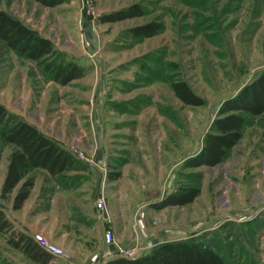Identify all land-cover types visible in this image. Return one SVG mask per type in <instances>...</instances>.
Here are the masks:
<instances>
[{"label":"rangeland","instance_id":"rangeland-1","mask_svg":"<svg viewBox=\"0 0 264 264\" xmlns=\"http://www.w3.org/2000/svg\"><path fill=\"white\" fill-rule=\"evenodd\" d=\"M133 4L142 15L101 20ZM0 9L52 40L59 57L84 68L81 77L61 85L0 40V103L77 159L74 170L58 177L30 171L33 186L19 210L11 206L19 185L0 197L10 221L61 239L65 256L50 264L90 259L104 230L92 215L97 189L109 195L100 197L105 206L123 215L121 242L113 232L111 243L118 252L136 248L126 244L134 213L148 227L184 228L174 236L204 241L229 264H264V196L257 187L264 172V113L251 118L241 143L221 163L184 166L201 147L220 103L264 69V0H66L54 7L0 0ZM147 23L159 27L154 35L131 33ZM176 81L186 82L204 103H184ZM0 148L1 163L12 147ZM114 174L117 179L109 181ZM188 184L200 187L192 202L152 206ZM11 223L0 234V264H38L6 241L20 231Z\"/></svg>","mask_w":264,"mask_h":264},{"label":"trees","instance_id":"trees-1","mask_svg":"<svg viewBox=\"0 0 264 264\" xmlns=\"http://www.w3.org/2000/svg\"><path fill=\"white\" fill-rule=\"evenodd\" d=\"M46 7H54L66 0H34ZM143 10L133 4L103 14V22H112L140 16ZM154 23L132 28L134 36L149 37L158 31ZM0 40L18 56L29 59L49 79L66 85L84 74V68L73 60L59 57L52 40L41 35L18 18L0 9ZM173 88L179 98L189 105H202L203 99L195 94L184 81H176ZM264 113V69L235 94L224 99L205 132L199 150L184 160L185 167L215 166L243 136L251 118ZM0 143L12 147L7 171L2 182L0 197L5 198L19 183L12 200V209L21 208L33 186L28 173L44 169L51 177H58L76 168V157L56 140L44 134L36 125L0 103ZM1 155V148H0ZM117 175H108L116 179ZM200 193V187L188 184L168 193L152 206L160 209L169 205H185ZM12 227L11 221L0 208V234ZM13 248L38 264H46L51 258L34 238L22 231L12 233L6 240ZM104 264H229L228 261L204 241L187 237L166 240L153 245L137 257L117 256Z\"/></svg>","mask_w":264,"mask_h":264},{"label":"crops","instance_id":"crops-1","mask_svg":"<svg viewBox=\"0 0 264 264\" xmlns=\"http://www.w3.org/2000/svg\"><path fill=\"white\" fill-rule=\"evenodd\" d=\"M30 123L36 125L39 128V126L37 124H35L33 122H30ZM243 136H244V131H243ZM243 136L238 141V143L235 144V146H233V149L239 143H241ZM104 157H105L104 152H100V159L103 160ZM8 158H9V156L6 157L4 162L1 160V163H0V169L2 171L1 181L4 180V177H5V174L7 171ZM102 163H104V160L102 161ZM102 163H100V165H102ZM261 169L264 170V164L261 166ZM35 170L42 171V172L46 173L47 175H49L46 170L40 169V168L33 169L31 171H35ZM108 180L113 181L115 179H108ZM262 182H264V172L262 173V179L257 183V187L261 188V189H259L261 196H264V193L261 191L264 189ZM18 185H20V183ZM105 195L107 196L106 198H108L109 195L107 194V192L106 191L104 192L101 189H97L96 193H94V195H92L93 198L95 197L93 199L92 215H93L94 219L96 221H98L100 223V225L104 228V230L103 231L101 230L98 237L95 238L93 241V245H92L93 254L90 256V259L86 260V261H81L80 259L76 258L75 256L68 257L65 261V264H104L107 260H109L111 258L121 256V254H120V252H118V248L115 244H106L104 239H103V235H104L105 230L111 229L114 232L117 241L121 242V240L119 239V235H118V221H119V218H121L123 216L122 213H120V212H118V213L116 212L114 214L112 211H110L107 208V206H105L103 209H97L96 208V202L98 201V199H102L100 197L101 196L104 197ZM21 207H23V205ZM19 209H16V210H19ZM256 210L255 211L253 210L251 212H249V211L246 212L245 210H243L242 212H245L244 213L245 215H248V214L253 215V214H256V212L258 211V210L257 211ZM237 212L239 213V211H237ZM242 212H241V215H242ZM11 221L15 223V225L19 228L20 231H22V232H24L30 236H33L34 233H41V235H43L47 240H49V241L57 244L58 246H60L59 242H61L60 241L61 239L59 238L60 240H58V238H55V236L52 235L50 233V231H48L47 229H44V228L37 229V230L27 229V227H25L23 224H21V223L19 224L17 220L12 219ZM130 222L132 223L133 231L130 233V237L126 242L127 246L136 245V246L141 247L142 249L145 248L146 251H148L156 243L166 241V240L183 239V237H181V236H178V237L174 236L175 233H173L174 231H180V232L183 231L184 232V228H182V227L171 226L170 229H166V228L160 229L159 227H156V226L155 227L154 226L148 227L146 221L144 219L142 220L141 215L139 214L137 216L134 213L131 215V221ZM52 259H53V257L46 264H50L52 262Z\"/></svg>","mask_w":264,"mask_h":264},{"label":"built area","instance_id":"built-area-1","mask_svg":"<svg viewBox=\"0 0 264 264\" xmlns=\"http://www.w3.org/2000/svg\"><path fill=\"white\" fill-rule=\"evenodd\" d=\"M76 152V151H75ZM76 156L84 161H86V158L81 152H78ZM99 168L102 169V165L98 164ZM101 166V167H100ZM105 207V202L103 199H98L96 202V208L97 209H103ZM35 241L39 243V245L47 251L52 257H64L65 252L62 247L58 246L57 244L47 240L43 235L40 233H34L33 236ZM103 239L106 244H111L114 241V234L113 231L110 229L105 230ZM141 253V247L136 246V248L131 252H120L121 256L128 257V258H134L137 257Z\"/></svg>","mask_w":264,"mask_h":264}]
</instances>
